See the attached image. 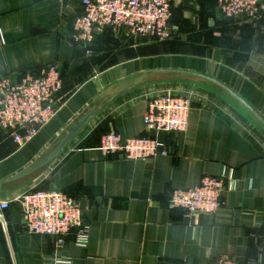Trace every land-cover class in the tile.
Masks as SVG:
<instances>
[{
  "label": "crops",
  "instance_id": "crops-1",
  "mask_svg": "<svg viewBox=\"0 0 264 264\" xmlns=\"http://www.w3.org/2000/svg\"><path fill=\"white\" fill-rule=\"evenodd\" d=\"M218 0H172V40L150 44L113 30L89 45L72 41L82 0H0V79L39 77L57 64L61 106L31 142L0 130V264H206L227 256L264 264V128L208 76L234 91L264 119V8L259 20H224ZM114 102L117 93L134 85ZM188 97L183 133H154L144 117L155 95ZM94 118L33 176L13 180L48 158L93 109ZM105 135L157 139L169 156L128 160L100 151ZM224 177V205L214 215L169 205L175 190ZM58 190L75 200L89 228L65 244L27 233L18 200Z\"/></svg>",
  "mask_w": 264,
  "mask_h": 264
},
{
  "label": "built area",
  "instance_id": "built-area-1",
  "mask_svg": "<svg viewBox=\"0 0 264 264\" xmlns=\"http://www.w3.org/2000/svg\"><path fill=\"white\" fill-rule=\"evenodd\" d=\"M83 13L73 22L72 41L89 45L106 30L129 40L149 39L156 42L172 40V0H82ZM218 10L225 19L261 18L264 0H218ZM64 81L57 64L44 68L39 77L27 75L19 81L0 79V130L15 144L31 142L55 118L61 106ZM191 101L188 97L164 92L149 101L144 117L148 131L154 133H183L188 127ZM100 151L105 156L128 160H148L169 156L170 150L157 139L123 140L118 135H105ZM224 177L205 176L201 184L187 190H175L171 208L189 214L214 215L224 205ZM27 233L47 236L65 244L76 232L79 245L89 243V228L84 224L83 210L78 202L61 191H31L18 200ZM10 201L0 200V210L10 208ZM264 258V234L261 240ZM56 264H72L57 260ZM192 264V263H186ZM206 264H240L220 256Z\"/></svg>",
  "mask_w": 264,
  "mask_h": 264
},
{
  "label": "water",
  "instance_id": "water-1",
  "mask_svg": "<svg viewBox=\"0 0 264 264\" xmlns=\"http://www.w3.org/2000/svg\"><path fill=\"white\" fill-rule=\"evenodd\" d=\"M162 73H178L181 75H188V76H194L200 79H203L205 81H208L215 86L219 87L223 91H225L233 100H235L238 104H240L245 110H247L258 122L259 124L264 128V119L246 102L244 101L240 96H238L234 91H232L230 88L225 86L224 84L201 74L191 73V72H183V71H167ZM134 85L129 86L125 90L117 93L115 96H113L105 106L108 104L114 102L118 97L122 96L125 92H128L130 88L134 87ZM99 109H93L91 112H89L78 124L77 126L64 138V140L60 143V145L57 147V149L44 161H42L40 164L36 165L34 168L29 170L27 173L14 178L12 181L20 180V179H26L34 174H36L38 171L42 170L43 168L50 165L63 151L64 149L70 144V142L76 137V135L94 118L96 113Z\"/></svg>",
  "mask_w": 264,
  "mask_h": 264
},
{
  "label": "rangeland",
  "instance_id": "rangeland-1",
  "mask_svg": "<svg viewBox=\"0 0 264 264\" xmlns=\"http://www.w3.org/2000/svg\"><path fill=\"white\" fill-rule=\"evenodd\" d=\"M147 41V43H150V44H155V43H164V42H156V41H153V40H149V39H144Z\"/></svg>",
  "mask_w": 264,
  "mask_h": 264
},
{
  "label": "trees",
  "instance_id": "trees-1",
  "mask_svg": "<svg viewBox=\"0 0 264 264\" xmlns=\"http://www.w3.org/2000/svg\"><path fill=\"white\" fill-rule=\"evenodd\" d=\"M224 20H226V21H228V22L231 23V22H233V20H236V19H225V18H224ZM97 38H98V36H97ZM97 38H96V40H97ZM96 40H95V41H96ZM169 41H170V40H169ZM166 42H168V41H166ZM156 44H157V43H156ZM158 44H160V43H158ZM62 77H63V74H62Z\"/></svg>",
  "mask_w": 264,
  "mask_h": 264
}]
</instances>
